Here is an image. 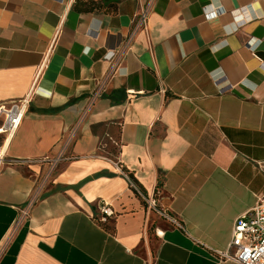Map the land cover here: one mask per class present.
I'll return each mask as SVG.
<instances>
[{
    "label": "crops",
    "instance_id": "crops-1",
    "mask_svg": "<svg viewBox=\"0 0 264 264\" xmlns=\"http://www.w3.org/2000/svg\"><path fill=\"white\" fill-rule=\"evenodd\" d=\"M84 1L0 0V103L32 93L0 264H240L216 250L264 196V0H153L133 35L150 0Z\"/></svg>",
    "mask_w": 264,
    "mask_h": 264
},
{
    "label": "built area",
    "instance_id": "built-area-1",
    "mask_svg": "<svg viewBox=\"0 0 264 264\" xmlns=\"http://www.w3.org/2000/svg\"><path fill=\"white\" fill-rule=\"evenodd\" d=\"M152 1L153 0H150V2L144 6L142 11L135 17L132 35L139 29L146 28ZM102 89V87L96 88L92 102L97 96L101 95ZM31 94L32 93H29L25 97L9 102L0 103V134L12 137L17 132L30 105L32 99ZM75 133L76 130H73L64 146V152L54 160V163H58L59 160L62 159L66 152L65 150L70 146ZM109 139L116 145H119V142L116 139H113L111 136H109ZM109 159L120 173L129 178L128 173L123 168L120 160L113 158ZM4 160L5 156L0 154V163L4 162ZM15 161L18 163H31V160L28 159H17ZM33 199L35 198L32 197L31 201H33ZM150 203L153 206L156 205L155 200H152ZM102 210L105 214H113V210L109 206H104ZM158 211L161 214L164 213L162 210ZM23 214L27 215L28 211L23 210ZM174 221L177 223V220ZM216 253L224 260H231L240 264H264V196L259 198L255 206L237 217L233 227L232 239L229 242L228 247L224 250H216Z\"/></svg>",
    "mask_w": 264,
    "mask_h": 264
},
{
    "label": "trees",
    "instance_id": "trees-1",
    "mask_svg": "<svg viewBox=\"0 0 264 264\" xmlns=\"http://www.w3.org/2000/svg\"><path fill=\"white\" fill-rule=\"evenodd\" d=\"M79 1V0H78ZM84 4H86V7L83 9L85 10H94V9H101L106 8V10H117V1H111V0H86L84 1Z\"/></svg>",
    "mask_w": 264,
    "mask_h": 264
}]
</instances>
